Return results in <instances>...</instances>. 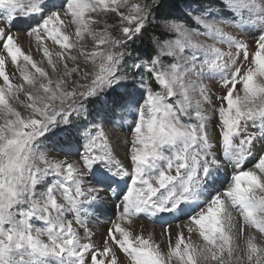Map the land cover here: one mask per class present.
Wrapping results in <instances>:
<instances>
[{"label":"snow or ice","instance_id":"obj_1","mask_svg":"<svg viewBox=\"0 0 264 264\" xmlns=\"http://www.w3.org/2000/svg\"><path fill=\"white\" fill-rule=\"evenodd\" d=\"M0 264H264V0H0Z\"/></svg>","mask_w":264,"mask_h":264},{"label":"bare ground","instance_id":"obj_2","mask_svg":"<svg viewBox=\"0 0 264 264\" xmlns=\"http://www.w3.org/2000/svg\"><path fill=\"white\" fill-rule=\"evenodd\" d=\"M29 39L30 38H27V37L24 38V47H25V49L31 51V53L33 54L34 59L40 60L41 56H42V53L36 51V45H35L34 41L31 43V45H29V43H28ZM55 47L58 48V46H55ZM13 79H15V78L13 77ZM122 155H123V153L121 152V156ZM113 211H117V214H118V210L114 209L111 204L106 205V214L101 216L100 219H99V222L95 225L98 235L104 232L105 227H109L110 226L108 224L109 218L115 219V217L112 216V212ZM149 227L151 228L152 226H149ZM155 231L158 233L160 231V229L158 227H156ZM161 243L163 244L162 240H161Z\"/></svg>","mask_w":264,"mask_h":264},{"label":"rangeland","instance_id":"obj_3","mask_svg":"<svg viewBox=\"0 0 264 264\" xmlns=\"http://www.w3.org/2000/svg\"><path fill=\"white\" fill-rule=\"evenodd\" d=\"M240 38H242V39H244V38H246L244 35H241V37ZM49 44L51 45V42H49ZM138 45V44H137ZM137 45H134V47L135 46H137ZM137 54V53H136ZM137 55H139V54H137ZM239 87V86H238ZM157 90H158V86H157ZM99 107L100 106H96V108L95 109H92L93 111H96V110H99ZM129 123H131V121L129 120ZM110 132H111V130H110ZM116 134H117V136L119 137V142H122L127 136H128V133H127V130L125 129L124 131H116ZM121 147L123 148V147H125V145H123V144H121ZM123 153V152H122ZM73 158H75V157H73Z\"/></svg>","mask_w":264,"mask_h":264},{"label":"trees","instance_id":"obj_4","mask_svg":"<svg viewBox=\"0 0 264 264\" xmlns=\"http://www.w3.org/2000/svg\"><path fill=\"white\" fill-rule=\"evenodd\" d=\"M136 48H139L140 47V45L138 44L137 46H135ZM137 54H139V53H137Z\"/></svg>","mask_w":264,"mask_h":264}]
</instances>
